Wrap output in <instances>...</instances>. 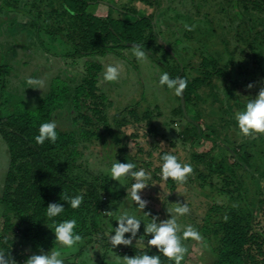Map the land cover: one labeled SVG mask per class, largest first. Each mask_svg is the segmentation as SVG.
Segmentation results:
<instances>
[{
  "label": "trees",
  "instance_id": "obj_1",
  "mask_svg": "<svg viewBox=\"0 0 264 264\" xmlns=\"http://www.w3.org/2000/svg\"><path fill=\"white\" fill-rule=\"evenodd\" d=\"M42 1L43 9L47 11V14L43 15L37 12V16L32 22L36 28L35 31L40 33L37 37L44 45L45 41L40 38L44 29H51L55 37L64 33L73 42L77 36L78 42L73 43L75 47L72 46L73 44L69 45L68 49L66 47L67 52L64 56L65 59H85L84 72L83 74L80 71L74 72V75L76 74L79 78L77 84L76 82L71 84L68 81L70 79H62L60 76L52 79L48 96L42 98L34 107L30 106V101L23 104L25 100L13 101L5 98L6 88L4 84H0V138L6 143L9 153L3 194L0 199V216L3 219L0 221L2 224L0 227V250L8 252L16 264H23L24 260L32 253L38 254L41 250L48 251L52 247L57 248L54 233L50 228L53 226V220L44 217V213L49 202H59L64 204L65 209L59 217L54 218V221L58 223L62 219L75 217L77 219L76 231L81 235V240L71 249H59L68 254L64 258L66 264H75V260H78L83 253L85 254L86 247L78 245L82 241H85V245L91 243V248L103 249V253L100 255L102 257L100 264H117V257L131 256L140 251L149 250L146 245L142 244L143 240L145 243L147 241V237L143 236V222H141L137 237L133 239L131 245L110 247L105 235L110 229L107 228L105 219H109L114 225V218L122 210L119 205L120 197L115 196L114 198L112 194V198L110 197L107 186L101 182L100 174L95 177V181L89 180L87 171L82 169L86 165L82 160L84 153L89 149L93 153L92 145H97L98 142L105 151V155L103 152L98 153V160L106 162V155L110 152L108 148L113 146L116 147L114 154L121 156H119V162L134 161L137 167L151 171L150 165L154 162L152 159L154 153H157L158 150L168 152V149L157 146L154 140L152 141L151 137H148L150 131H145L146 134H142L140 138H147L146 141L153 148L140 144L133 152L130 151L129 146L132 141H129L127 134L130 119L125 117L136 113L132 112L133 107L127 106L128 108L124 107L121 111L123 114H116L115 119L109 121V114L103 103L106 98L95 92V85L98 83L97 76L102 69V63L91 59V57L93 55L102 56L106 51L115 50L116 47H130L128 43H131V47L132 43L144 45L148 38L156 42V38L152 34L155 30V25L152 22L154 12L148 14L144 8L134 9L119 3V1L105 0V2H109L108 5H105L108 8V13L103 16L99 15L96 10L97 6L103 2L102 0ZM142 1L150 6L154 5L152 1ZM214 1H218L219 6L217 13L211 19V24L215 25V28L212 27L223 37L229 36V33L233 32L237 41H248L251 42V45L247 44V48L241 50L247 61L239 60L240 66L236 70L233 69L231 63L224 65L221 60L218 63L216 60L205 58L200 65L204 73L203 78L200 76L196 78L195 85L183 73L187 69L186 64L183 63V56L179 53L172 55L173 62L168 68L178 70L177 73H173L172 77H182L187 80V87L183 90L182 95L184 100L190 104L189 106L185 104L178 106L173 111V117L179 120L185 119L187 122L186 128L183 130L185 139H188L189 135L192 137L204 135L211 137L208 139L214 142L210 150H202L200 152L202 154L195 157V164L192 155L190 164L194 168L193 172L198 179L203 180L202 188L206 185L205 181L216 174L219 183L215 185V189L220 194L228 195V201L214 198L208 207L205 202L195 204L193 201H188L189 215L183 217L192 219V221L199 219L194 226L197 230L202 231L200 242L208 245V252L211 254V260L204 264H264V172H262L264 160L248 150L249 145L245 140L241 151L229 145L226 148L229 153L226 150L221 155V152L214 153V149L220 146L214 135L226 133L224 129H227L229 116L226 115L223 118L224 128L221 124L217 128L209 126V128L203 129L200 120L207 113V109L202 105L205 99L200 102L195 100V92L202 88H208L210 89L208 93H213L212 90L216 86L214 82L216 75L224 77L227 84L228 79L230 80L232 76L236 81L243 71L249 74L251 66L253 71L250 81H253L257 87L260 83L264 84V0H229L227 3L231 9L237 3L238 12H230L226 9L225 2L222 3L221 0ZM7 3L20 8L21 0H15L13 3L8 0H0V7H2L0 11L5 9L4 6ZM27 4V2L24 3V9H27ZM65 5L71 8L73 14L70 15L65 10ZM196 5L200 8L203 6L201 1H197ZM93 6L96 11L92 9ZM219 13L222 16L217 15ZM240 15L242 17L239 21ZM227 21L228 24H225ZM149 29L152 32L148 33ZM233 29H236L237 32ZM67 32L70 33L67 35ZM53 48L57 50L55 47ZM235 52L237 51L235 50ZM211 64L215 66L210 70ZM12 70L11 65L3 63V60L0 62V83L5 75L11 74ZM227 71L228 76H225ZM71 80L74 82L72 78ZM203 84L204 86H201ZM99 90H101L100 87ZM101 94H103L102 91ZM213 96L214 98L209 102L220 101L217 94L213 93ZM230 98L235 101V104L238 103L240 110L243 109L246 99L242 95H238L235 91L231 93ZM240 98L243 99L239 102ZM99 99H103L102 103H98ZM193 108L197 114L196 120L188 113ZM71 113H75L71 117L74 121L73 124L77 125L76 129L67 119V115ZM49 120H55L57 123V140L54 143L46 140L43 144L38 145L34 136L38 134L40 123ZM62 121L68 122L67 125L64 126ZM147 124L151 123L147 120ZM67 127L68 129H66ZM139 130L141 129L139 128ZM113 132L116 135L115 140H113ZM142 132L144 130H141ZM130 137L133 139L134 135L131 133ZM97 147L99 148L98 145ZM139 154L141 159L135 158ZM198 160L202 162L199 165L196 163ZM105 162L97 164L103 166ZM197 166H206L207 169ZM104 179L107 182L111 181L108 180V177ZM156 180L155 189L149 180L150 184L140 192L142 199H145L147 203L145 208L140 210V214L137 213L139 215L136 216L144 222H147L152 215H156L159 219L167 218L168 212L164 204L168 203L169 199L159 191L162 192L163 188L165 190L170 188L171 191H174L178 182L168 178L162 187L158 178ZM125 182L129 187L132 178H125ZM109 184L111 186L110 182ZM65 193L68 195L82 194L84 199L80 207L72 209L65 201L60 200V196ZM122 196L125 198L126 189L122 192ZM126 200L130 199L122 200V202L126 203L125 206L129 208L126 209L131 213L130 205L135 207V204L131 200V203ZM109 203L112 205L110 206ZM177 203L173 202L170 205L175 207ZM117 212L119 213L116 214ZM13 216H16V220L13 219ZM127 235L125 234V236ZM183 243L186 247L187 244ZM117 247L119 248L117 249ZM156 251L155 246H152L149 254L161 255ZM187 259L185 256L182 264H185ZM161 261L162 264H172V261L162 255Z\"/></svg>",
  "mask_w": 264,
  "mask_h": 264
},
{
  "label": "rangeland",
  "instance_id": "obj_2",
  "mask_svg": "<svg viewBox=\"0 0 264 264\" xmlns=\"http://www.w3.org/2000/svg\"><path fill=\"white\" fill-rule=\"evenodd\" d=\"M8 1L11 3L15 2V0ZM102 1L105 2V0ZM115 1H119V3H123L134 9L144 8L148 11V14L154 12L152 22L155 25V30L152 34L155 36L156 42L151 40V38H148L144 45H141L146 51V58L144 61L136 59L133 55L131 43H128L130 47H116L115 50L106 51L102 56L93 55L91 57V59L98 60L102 63V69L97 76L98 83L95 85V92L97 95H103L106 98L103 103L106 106V112L109 114V121H113L116 114H123L121 111L124 107H133L132 112H135L136 114L127 115L125 117L130 119L128 122L129 131L127 133L129 135V141H132L129 146L131 148L130 151L133 152V150L140 144H145L146 146L148 145L150 148H153V146L146 141L147 138H140L142 134H146L145 131H150L148 137H151L150 139L152 141L154 140V143H156L157 146L168 149V152L177 155L181 162L190 163L193 155V163L195 164V157L202 154L200 153L202 150H210L213 147L214 142L208 139L211 137H206L204 135L193 137L189 135L188 139L184 138L185 134L183 133V130L186 128L187 122L185 119L179 120L178 118L173 117V111L180 105L185 104L189 106L190 104L184 100L182 94L177 96L172 90L159 86L157 83L159 73L166 71L169 73L170 77L173 76V73H177V69L172 70V68L169 69L168 67L173 62L172 55L174 53H179L183 56V63L187 66V69H185L183 73H185L188 80L195 85L194 80L196 78L199 76L203 78L204 73L200 65L205 58L208 57V59L216 60L218 63L221 60L224 65L231 63L233 69L236 70L237 67L240 66L239 60H243L244 62L247 61L246 56L241 53V50L247 48V44L251 45V42L237 41L233 32L229 33V36L223 37L220 32H217L214 29L215 25L211 24V19H213V15L217 13V8L219 6L218 1L149 0L154 2V5L152 6L142 0ZM197 1H201L203 4L201 8L196 5ZM228 1L229 0H221L220 2H225L226 9L230 12H238L239 8L237 7V3H235L234 7L231 9L229 3H227ZM25 2L28 3L26 5L27 9H24ZM103 2L97 6L96 10L99 15L106 16L108 8L105 5L109 2H105V4H103ZM43 4L42 0H36V2L35 0H21L20 8L15 5H8L7 3V5L4 6L5 9L0 11V60H3V63L9 64L13 67L11 74L5 75L0 84H4L6 88L5 98L13 101L25 100L23 104H27L28 101H30L31 107H34L42 100V98L48 96L52 79L60 76L62 79H70L68 81L71 84L75 82L77 84L79 78L76 74L74 75V72L80 71L82 72L81 74H83L85 64V59L83 58L74 60L73 58L65 59L64 56V54L66 55L69 45L78 42L77 36H75L73 42V40L68 38L64 33H60L55 37V34L51 29H44L41 32L42 36L40 38L45 41V46L40 42L37 37L40 33L35 31L36 28L32 25V22L34 17L37 16V12L43 15L47 14V11L43 9ZM1 8L2 7H0V9ZM92 9H94V6ZM220 14L221 13L217 15ZM241 17L242 16L240 15L239 21ZM225 24H228V21ZM185 25L189 27L186 28ZM149 32L152 31L149 29L148 33ZM68 33L70 32H67V35ZM72 46L75 47V44ZM49 47L51 48L49 49ZM235 50L237 52H235ZM110 63L117 65L120 70L119 78L115 82H106L102 77L105 66ZM214 66V64H211L209 69L211 70ZM252 71L251 66L249 74H247L246 71H243L240 73V76L236 81H234L233 76L230 80L227 78V84L224 81V77H218L216 75L214 77L216 86H214L212 92L215 93V95L217 94V98L220 100L219 102H209L214 96L213 93H208L210 90L208 88H202L195 92V100L200 102L205 99L202 105L207 109V113L205 114V117L200 120L203 129L206 127L209 128V126L217 128L221 124H223L224 128L223 118L226 115L229 116L227 129H224L226 130V133L214 135L220 145L214 149V153L221 152V155L225 150L229 153L228 149H226L229 145H232L234 149L241 151L243 150V142L245 140L249 145L248 150H250V152L256 157L264 160V134H253L245 137L239 132L236 127V122L233 119V114L240 109L238 108V103L235 104V101L230 98L231 93L236 91L238 95H242L247 101L250 96H255L260 88L264 87V84L262 83L257 87L253 81H250L252 79ZM225 76H228V71L225 73ZM30 77L42 79L44 81L43 88L39 89L30 86L27 83ZM61 82L64 83L62 80ZM250 82L252 83V87H246ZM201 86H204V84ZM99 87L101 90H99ZM101 91L103 94H101ZM18 96L21 97L18 98ZM69 96L72 97V95ZM242 99L243 98H240L238 101L240 102ZM102 100L103 99H99L97 101L98 103H102ZM188 113L190 117H193L195 120L197 119V114L194 108L191 109V111H188ZM72 114L74 115L75 113L67 115V119L72 127L76 129L77 125L73 124L74 121L71 117ZM147 114H149V117H147ZM147 120L151 124H147ZM62 122L64 123V126L68 123L64 121ZM139 128L144 130V132L141 133ZM66 129H68V127ZM131 133L134 135L133 139L130 137ZM115 137L116 135L113 132V140L116 139ZM108 138L109 135L107 136V140ZM97 145H92L93 153L90 152V149L85 151L82 160L86 165L83 166L82 169L87 171L88 178L91 181H95V177L100 174L101 182L107 186L110 197L111 194L114 198L115 196L120 197L119 205L121 206V211H124L128 207L125 206V202H122V200L126 199L123 197L124 195L122 196V192L127 188L125 178H123L124 185L120 184V186H118L119 182L108 177L106 174V168L110 166L112 158L116 157L118 160L120 155L114 154L116 147L109 146L108 150H110V152L109 154L107 153L106 158L104 156L106 162L104 160L100 161L98 160V153L103 152L105 155V151L102 149L103 146H101L100 143L97 142ZM154 151L156 150L154 149ZM161 153L164 154L167 152L158 150L157 153H154L152 157L154 162L150 165V172H152L150 180L154 189L157 185L156 178H158L160 186L163 187V183H165V179L162 180V177L159 175ZM8 156L7 145L4 140L0 138V199L3 194V185L8 168ZM140 156L141 155L139 154L138 157L135 158L141 159ZM146 159L149 160L150 158ZM102 162H105L103 166L97 164H102ZM196 163L199 165L202 162L198 160ZM197 167L205 170L207 169L206 166ZM193 169L194 168H192V172L188 175L186 180L183 182H177L176 190L171 191L170 188H167L166 190L163 188L162 192L159 191L160 194H163L164 197L166 195L169 199L168 203L164 204L166 210L167 208H173L170 205L173 202L185 204H187L188 201H193L195 204H203L205 202L208 207L214 198H220L221 201H228V195L220 194L215 189V185L219 183L216 174H213L209 180H206V185L202 188L201 182L203 180L198 179L195 176L196 174L193 172ZM262 172H264V169ZM106 177H108V180H111L109 181L111 186L109 182L104 179ZM127 178L128 177H126V179ZM154 189L153 191H155ZM126 201L131 203L130 200ZM109 205L111 206L112 204L109 203ZM130 206L132 214H140V210L135 208L134 205L131 204ZM118 213L119 212L116 214ZM187 215H189V213H187L186 216ZM186 218L187 217L183 216L178 218L181 230L184 225L191 224L194 226V224L199 221V219H197L198 221H192V219ZM13 219L16 220V216H13ZM0 221H3L1 216ZM105 221L107 228L111 229V221L109 219H105ZM1 225L2 224L0 223V227ZM115 225L116 221H114L113 226L115 227ZM198 231L200 235H202V231ZM183 242L187 244L186 247L188 248L185 254L188 259L185 261V264H204L211 260V254L208 252L209 247L206 243H201L200 240L197 241L191 238L186 239ZM78 245L81 247L84 246V248L86 247V250L85 254L83 253L78 260H75V264L101 263L102 257H100V255L103 253V249L98 247L91 248V243L85 245V241H82V243H79ZM118 248L119 247H117V249ZM61 252L63 258H66L68 254H65L63 251ZM76 253L78 252L76 251Z\"/></svg>",
  "mask_w": 264,
  "mask_h": 264
},
{
  "label": "clouds",
  "instance_id": "obj_3",
  "mask_svg": "<svg viewBox=\"0 0 264 264\" xmlns=\"http://www.w3.org/2000/svg\"><path fill=\"white\" fill-rule=\"evenodd\" d=\"M65 10L71 15L72 10L67 5ZM186 28L189 26L185 25ZM190 30V28H189ZM133 55L136 59L144 61L146 51L140 44H133ZM120 74L119 67L115 64H107L102 73L103 80L106 82H115ZM27 83L34 87L42 89L44 81L39 78H29ZM158 85L172 90L177 96H180L183 90L187 87V80L182 77H170L169 73L160 72L158 76ZM246 87L251 88L250 82ZM233 119L236 122V127L239 132L247 137L253 134H264V87H261L255 96H250L246 101L242 110H237L233 114ZM57 123L55 120L40 123L38 134L34 136L36 144H43L46 140L54 143L57 140ZM160 173L162 179L171 178L178 182H183L192 172L190 163L181 162L177 155L170 152L164 153L160 157ZM108 177L123 184V178L131 177L132 182L126 188V199H130L138 210L145 208L147 201L142 199L140 192L151 179L150 171H146L143 167H137L134 161L119 162L116 157L112 158L110 166L106 168ZM82 194L60 196L72 209H77L83 202ZM65 206L59 202H49L45 207L44 217L53 220V226L50 227L54 233V240L58 245L57 248H51L48 251L41 250L38 254L29 255L23 264H65L62 252L59 249H71L77 242L81 240V235L77 229V219L75 217L62 219L60 222H55L54 218L59 217L64 212ZM169 215L167 218L159 219L156 215L150 217L147 222L137 218L135 214L127 210L121 211L114 220L115 227L105 233L107 242L111 248L117 245H131L133 239L137 237V232L143 222V236L147 237V241H142L147 249L155 246L156 252L166 257L172 264H182L185 259L187 248L183 241L186 239L201 240L199 231L191 224H186L181 230L178 218L186 215L189 208L185 203H177V206L168 209ZM49 226V225H48ZM128 234L125 236V234ZM150 234V235H149ZM7 239V237H4ZM149 250L140 251L134 255H123L117 257V264H162L161 255L149 254ZM0 264H16V261L8 255V252L0 250Z\"/></svg>",
  "mask_w": 264,
  "mask_h": 264
}]
</instances>
